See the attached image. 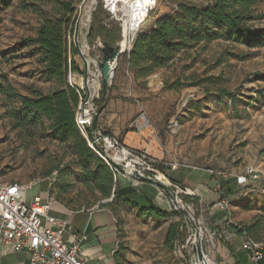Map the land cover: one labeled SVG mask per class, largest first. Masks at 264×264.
I'll return each mask as SVG.
<instances>
[{
	"label": "rangeland",
	"instance_id": "1",
	"mask_svg": "<svg viewBox=\"0 0 264 264\" xmlns=\"http://www.w3.org/2000/svg\"><path fill=\"white\" fill-rule=\"evenodd\" d=\"M97 3L98 0H0V74L22 95H31L30 86L43 93L69 86L83 97L85 64L71 49L75 22L83 7L79 44L88 63L93 60L88 66V77L91 81L96 75L95 92L99 94L103 77L94 60L101 56L102 44L97 43L90 53L88 45L82 41ZM179 3L204 8L212 5L213 0H159L142 31L151 29L158 19L173 15ZM256 12L261 19L255 21L254 27L264 30V0L258 2ZM69 15L71 21L65 34L68 73L62 83L44 71L37 47L27 44L18 47L17 43L34 37L44 19ZM175 81L181 85L169 89L168 85ZM220 90L232 96H222ZM108 100L131 103L139 108L132 122L142 126L144 135L141 133V147L130 151L144 167H158L173 181L190 170H198L197 178L208 169L226 173L228 179L221 182L215 192L226 197L227 205L221 207L218 201L209 211L210 217L223 219L222 224L217 222L214 226L238 252L240 242L231 237L234 234L231 224L248 225L261 216L259 236L264 243V42L252 47L222 40L201 44L178 53L170 65L148 76L143 84L134 81L126 66V56H121L108 83ZM5 104L17 107L5 102L0 94V182L33 185L18 191L17 200L28 204L33 197L40 196L68 210H96L107 206L121 216L123 240L124 231L149 233L153 254L145 255L148 264L193 263L196 258L194 231L184 217L185 211L201 229V245L207 263L226 264L228 253L214 235L213 226L208 224L205 207L200 205V214L195 218L193 205L179 199L184 205L183 213L174 212L165 220L168 224L179 220L176 226L171 225L175 226L176 241L166 243L170 227L159 232L160 229L152 227L155 223H151V218L143 220L144 226L137 225L139 207L113 197L115 188L109 197L101 198L86 187L84 169H93L94 163L87 166L82 162L73 151L71 141L62 142L55 137L47 120L42 119L29 133L15 130L5 115ZM100 158L106 163L104 156ZM173 164H178V169L172 170ZM249 171L256 179L249 178L247 183L237 185V178L248 176ZM113 172L117 176L121 174L119 170ZM205 174L213 186L212 178ZM127 241L122 246L129 253ZM161 252L166 254L161 257ZM228 259L230 261L229 256Z\"/></svg>",
	"mask_w": 264,
	"mask_h": 264
},
{
	"label": "trees",
	"instance_id": "2",
	"mask_svg": "<svg viewBox=\"0 0 264 264\" xmlns=\"http://www.w3.org/2000/svg\"><path fill=\"white\" fill-rule=\"evenodd\" d=\"M8 2L9 0H3ZM260 0H213V4L204 8L179 3L176 12L171 16H164L158 19L148 31H141L135 37L132 49L126 56L128 69L132 72L133 79L140 84L145 83L148 76L157 70L170 65L176 55L180 52L194 49L201 44H208L217 40L230 43L243 44L252 47L264 42V30L255 28V21L261 19L256 12V5ZM70 7L69 5H65ZM71 15L67 18L44 19L34 37L21 39L17 46H35L38 48L44 64V71L51 77L62 83L65 82L68 73L67 56L68 46L65 37L70 25ZM97 40L108 42L114 45L120 40V29L117 24L108 20V16L102 9L101 0L91 13V21L86 35V41L90 50ZM72 54L76 56L77 50L71 45ZM119 66V61L117 68ZM116 68V69H117ZM78 70V68H75ZM179 81L168 85L169 89L180 86ZM30 96L22 95L8 82L3 74H0V94L5 97V115L13 129L21 132H30L36 129L42 119L49 122V128L62 142L71 141L75 154L86 163H94L93 169H84V182L86 187L101 198L110 196L115 188V174L109 166L98 157L87 144V140L80 132L76 121L75 113L80 103V92L74 87L66 86L63 89H56L49 93H43L33 86L29 87ZM83 93V92H82ZM219 94L231 97L230 92L220 90ZM108 89L103 93L102 87L98 98L93 100L98 118L106 108L108 102ZM98 131V120L96 122ZM89 138H92L91 129L87 131ZM108 135V134H106ZM110 136V135H109ZM103 155H105L102 152ZM158 170V167H153ZM146 176L153 177L152 173L144 172ZM180 183L178 181H175ZM113 197L118 191H113ZM225 197V196H224ZM178 199L192 204L194 216L200 214V198L187 197L182 194ZM206 209V216L212 222L209 209ZM138 213L141 218L151 217L157 220H164L169 217L166 211L155 207H140ZM180 211L173 210L172 213ZM261 216L254 218L248 225L231 224V230L239 235L246 233L253 240L260 242L259 232L261 230ZM175 226H170L166 234V243L171 242L175 237ZM213 233L217 236L218 242L224 246L229 253L232 252L231 245L226 242L217 226H213ZM177 234L176 236H178Z\"/></svg>",
	"mask_w": 264,
	"mask_h": 264
},
{
	"label": "built area",
	"instance_id": "3",
	"mask_svg": "<svg viewBox=\"0 0 264 264\" xmlns=\"http://www.w3.org/2000/svg\"><path fill=\"white\" fill-rule=\"evenodd\" d=\"M158 1L101 0L102 9L107 14L108 20L117 24L120 29V40L114 44L121 53L120 57L130 53L135 37L142 31L149 16L156 10ZM119 58L110 62L111 70H116ZM95 60L94 63H96ZM91 62L93 63L92 59ZM89 82L90 79L88 88ZM89 91L88 101L84 102V97L80 99L75 113L76 124L87 140L88 147L98 156L108 157L109 160L105 159L106 164L111 170L118 172L120 167L131 161L127 157L118 160H113L112 157L116 154L122 156L124 153L131 156L132 152L123 146L119 139L106 135L100 130L96 131L92 138L88 137L85 127L90 128L92 125L93 100L98 98V91L92 93L90 88ZM83 94H85L84 91ZM178 167V164H173L171 169L176 170ZM206 172L214 179L217 189L220 188L221 182L228 179L227 174L221 171L208 169ZM256 177L252 171H249L248 176L238 177L236 184H245L249 178L256 179ZM32 187V184L0 182V249L10 248L12 252L25 253L28 264H87L79 243L70 242L65 238L68 229L67 220L51 215L52 200L43 199L40 196L33 197L28 204L17 200L18 191ZM225 198L221 195L219 206L227 205ZM169 200L173 210L179 211L174 200L172 198ZM180 205L184 208L181 201ZM238 236L241 238V250L245 253L248 262L250 264L263 263L264 243L253 240L246 233Z\"/></svg>",
	"mask_w": 264,
	"mask_h": 264
},
{
	"label": "crops",
	"instance_id": "4",
	"mask_svg": "<svg viewBox=\"0 0 264 264\" xmlns=\"http://www.w3.org/2000/svg\"><path fill=\"white\" fill-rule=\"evenodd\" d=\"M87 31L88 29L82 40L85 45H88L86 41ZM97 43H100V40L95 42L93 49ZM126 66L128 68L127 62ZM138 111L139 108L134 104L110 100L98 118V130L119 139L127 149L135 150L137 149L136 147H141L140 141L143 139L141 133L144 135L142 126L140 127L136 121H133L135 123L132 122ZM129 126L132 128L131 130ZM156 160L158 159L156 158ZM205 172L201 177L197 178L198 170H190L180 179L174 180L193 190L200 198V205L205 207L204 210L206 211L211 205H213L212 207H216L214 205L215 202L219 201L217 203L219 205L222 193L215 192V181L213 178L211 179L213 181L212 186ZM116 176L115 190L118 191V199L121 202L131 203L139 208L152 206L166 211L168 215L172 214L173 208L169 200L170 196L160 188L148 182L127 178L122 174L118 175L117 179ZM212 207L209 211H211ZM50 213L55 217L67 220L68 229L65 238L70 242L76 241L79 243L81 253L87 264H148V261L144 259L146 258L145 255L149 256L153 254V241L149 240V233L147 231L139 232L140 230H136L137 233L133 234H128L124 231L125 238L123 240L121 216L115 215L107 206H102L96 210H68L63 205L53 201ZM139 218V220H136L137 225L144 226L143 220L151 217L141 218L139 216ZM212 219L211 223L208 219L209 225L214 226L217 222L222 224L223 219H219V221L216 218ZM165 220L153 219L151 223H155V225L153 224L154 226L152 227H157L160 229L159 232H162L166 227L169 228L171 225L176 226V223L179 221L177 219L174 222L175 224L173 222L168 224ZM159 232L156 235H159ZM232 235L231 237L239 239V248L238 252L232 248V252L229 253L223 246L228 253L226 255V264H250L246 259L245 253L241 250L240 236ZM125 240H128L129 253H126V250L123 249L126 247L122 246ZM174 240L176 241L175 238ZM159 254L163 257L166 253L161 252ZM228 256L230 257V261ZM0 264H28V259L25 253H15L10 248H4L0 249ZM261 264H264V262Z\"/></svg>",
	"mask_w": 264,
	"mask_h": 264
},
{
	"label": "water",
	"instance_id": "5",
	"mask_svg": "<svg viewBox=\"0 0 264 264\" xmlns=\"http://www.w3.org/2000/svg\"><path fill=\"white\" fill-rule=\"evenodd\" d=\"M79 29H80V21L78 17L75 22V28L73 33V45L77 50L78 55L82 57L83 62L85 64V69L83 73V90L85 92L84 102H86L90 98V91L88 88V80H89L88 64L86 63V60L83 57L81 46L79 44ZM101 44H102V48L100 50L101 56H98L95 61L99 70L102 73L103 78H102L101 87L104 93L106 91V88L108 89V83H110V81L112 80L110 79V73L113 76L115 72V69L111 70L109 68L110 62H113L114 59L118 60L121 53H119L117 47H115L114 45H110L108 42H101ZM97 120H98V115L96 113H93L92 125L90 127L92 136H95L96 133ZM85 130L88 131L89 128L85 127ZM106 159L109 160L108 157H106ZM119 171L122 175L126 176L127 178H132L138 181L154 184L174 200L175 204L179 207V211L182 213L183 211L181 210L183 209L180 205V200L178 199L179 195L182 194L187 197H194L196 195L193 190H191L188 187H185L181 183H177L169 179L163 172L153 169L149 166L144 167L142 164L137 162H127L123 167L119 168ZM143 172L152 173L153 177L150 178L148 176H145ZM184 217L190 221L192 230L194 231V238H195L194 251L196 253V258L192 264H205L204 263L205 255L201 245V229L191 219H189L190 217H188L185 211H184Z\"/></svg>",
	"mask_w": 264,
	"mask_h": 264
},
{
	"label": "bare ground",
	"instance_id": "6",
	"mask_svg": "<svg viewBox=\"0 0 264 264\" xmlns=\"http://www.w3.org/2000/svg\"><path fill=\"white\" fill-rule=\"evenodd\" d=\"M82 9H83V7L80 10L79 21L81 19ZM81 51H82V53H85L83 50H81ZM90 62L88 63V60H86V63L88 64V66L90 65ZM94 76L95 77L89 82V88H90V90H91L92 93H94L97 90V85H98L97 77H96V75H94ZM112 78H113V76L110 73V79H112ZM122 157L129 158L131 162L141 163V160L138 157L133 156L132 154H131V156H130V154H126V153H124L122 156L119 155V154H116L112 158H113V160H118L119 158H122ZM204 263L205 264H208L206 258L204 259Z\"/></svg>",
	"mask_w": 264,
	"mask_h": 264
}]
</instances>
